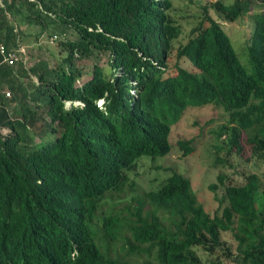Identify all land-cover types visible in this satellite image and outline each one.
Wrapping results in <instances>:
<instances>
[{
  "label": "trees",
  "instance_id": "16d2710c",
  "mask_svg": "<svg viewBox=\"0 0 264 264\" xmlns=\"http://www.w3.org/2000/svg\"><path fill=\"white\" fill-rule=\"evenodd\" d=\"M173 3L0 0V264H205L200 251L264 264L258 173L240 185L220 173L214 215L185 174L150 190L130 177L142 156L170 151L172 124L207 104L228 114L216 133L229 155L245 142L264 160V0L194 1L183 22ZM246 16L247 64L223 24ZM45 39L56 64L4 62L2 46ZM82 60L92 75L79 84ZM192 142L178 141L185 155Z\"/></svg>",
  "mask_w": 264,
  "mask_h": 264
},
{
  "label": "rangeland",
  "instance_id": "374dc122",
  "mask_svg": "<svg viewBox=\"0 0 264 264\" xmlns=\"http://www.w3.org/2000/svg\"><path fill=\"white\" fill-rule=\"evenodd\" d=\"M194 1L198 0H174L172 12L177 16V19L179 18L183 22V16L186 15L187 11L192 10V12H194L198 10V4H196L195 8H192V6H194ZM214 1L216 0H202L204 4H209ZM223 24L233 41L236 51L246 56L243 58L242 55H240L242 62L247 64L248 56L244 53L247 46L245 41L253 29L252 20L249 16H246L237 21H224ZM182 29H184L183 33L177 42L184 35H187L190 31V26L184 23V28ZM26 49L28 50L26 55L28 62L37 61L40 58H46L51 61L52 64L56 62L51 52L56 49V42H51V39L41 40L34 45H27ZM100 62L105 64L106 59ZM79 64L89 68L87 70L88 74L79 80V84H82L92 75V64L91 60H82ZM184 65L187 64L184 63ZM34 76L35 75L32 77L35 81H38ZM27 80L28 78L25 79V81ZM70 105L71 103L68 102L67 107ZM227 117L228 114L225 113L222 108L216 109L212 104L189 108L183 117L171 126L169 136L171 143L170 151L162 156H142L137 161L136 167L132 170L130 175L131 179L136 181L140 190H150L156 185L158 186L160 184L159 182L168 178L172 174V170H175L191 178L199 201L203 203L210 214L214 215L217 211L221 212L224 205H220V198H222L225 192V186L221 185L218 181V175L220 173L226 175V184H243L245 177L251 173H258L262 176L264 184V160L262 161L256 157H249L251 150L248 143L246 144L243 141L244 146L242 151L240 153L234 151L229 155V147L222 144L223 139H227L226 135L218 139L216 131L220 128L219 126L221 124L227 121L225 120ZM44 118L46 121L49 120L46 115ZM40 124H43V120L40 121ZM183 139H192V146L195 148L193 153L185 155L178 144V141ZM219 146L223 147L220 148ZM167 168L170 171L164 170ZM214 183L218 184L216 192H213L209 187ZM130 194V191H128V198ZM110 195L111 194L107 197ZM121 195H123V193ZM215 196H218V199H216ZM260 199L261 197L259 196V200ZM125 201H123V203ZM224 234L225 238H230L231 234L229 232ZM200 254L205 264H233L231 260L224 256H219L223 255L221 252L219 255H211L200 251Z\"/></svg>",
  "mask_w": 264,
  "mask_h": 264
},
{
  "label": "built area",
  "instance_id": "2783aa9c",
  "mask_svg": "<svg viewBox=\"0 0 264 264\" xmlns=\"http://www.w3.org/2000/svg\"><path fill=\"white\" fill-rule=\"evenodd\" d=\"M24 51L23 49H10L6 52L4 46L1 47V52L5 57V60L8 61L10 64H14L16 61L20 59L19 53Z\"/></svg>",
  "mask_w": 264,
  "mask_h": 264
},
{
  "label": "clouds",
  "instance_id": "9594fccd",
  "mask_svg": "<svg viewBox=\"0 0 264 264\" xmlns=\"http://www.w3.org/2000/svg\"><path fill=\"white\" fill-rule=\"evenodd\" d=\"M21 49H23V50H24L23 52H25V53H19V55H20V59H19L18 61H16L14 64H10L8 61L5 60V57H4V55H3V57H4V62L8 63L9 65H15V64H18V62H20V61L22 60V54H24V57L26 58V55H27V52H26L27 49H26V47H22ZM26 60H27V58H26ZM88 79H89V78H88ZM7 95L9 96L10 93L8 92ZM103 101H104L103 99L99 100L98 105L101 106L102 103H103ZM68 102H70V101H67L66 104H67ZM70 103H71V102H70ZM80 103H82V102H79V101H76V102H75V104H80ZM66 106H67V105H66ZM70 106H71V105H70ZM70 106H69V107H70Z\"/></svg>",
  "mask_w": 264,
  "mask_h": 264
}]
</instances>
